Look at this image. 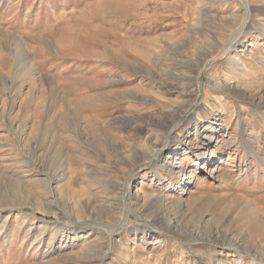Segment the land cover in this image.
Returning a JSON list of instances; mask_svg holds the SVG:
<instances>
[{
  "label": "rangeland",
  "instance_id": "obj_1",
  "mask_svg": "<svg viewBox=\"0 0 264 264\" xmlns=\"http://www.w3.org/2000/svg\"><path fill=\"white\" fill-rule=\"evenodd\" d=\"M217 263L264 264V0H0V264Z\"/></svg>",
  "mask_w": 264,
  "mask_h": 264
},
{
  "label": "bare ground",
  "instance_id": "obj_2",
  "mask_svg": "<svg viewBox=\"0 0 264 264\" xmlns=\"http://www.w3.org/2000/svg\"><path fill=\"white\" fill-rule=\"evenodd\" d=\"M248 9V7L246 6V10ZM247 19H248V17H247ZM233 65H235V63L233 64ZM157 91V90H156ZM197 123V122H196ZM149 138H146V140L147 141H149L148 140ZM142 148H144L145 150L144 151H149V150H151L149 147H150V144H149V146H148V143L147 144H143L142 146H141ZM164 148V147H163ZM159 150H162L161 148L160 149H158L157 151L159 152ZM155 154V153H154ZM119 186V185H118ZM52 209V208H51ZM240 259V258H239ZM252 260L254 261L255 260V258L254 257H252ZM240 261V260H239ZM242 261V260H241ZM217 264H220V263H217Z\"/></svg>",
  "mask_w": 264,
  "mask_h": 264
}]
</instances>
